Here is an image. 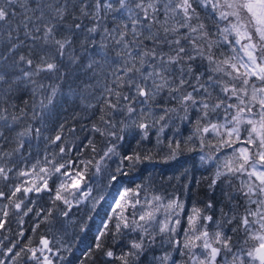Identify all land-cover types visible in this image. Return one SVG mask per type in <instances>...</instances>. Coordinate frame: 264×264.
Wrapping results in <instances>:
<instances>
[{
    "label": "snow or ice",
    "instance_id": "1",
    "mask_svg": "<svg viewBox=\"0 0 264 264\" xmlns=\"http://www.w3.org/2000/svg\"><path fill=\"white\" fill-rule=\"evenodd\" d=\"M66 84L81 111L45 135ZM197 146L214 164L195 181L207 198L188 208V169L170 193L123 189L81 264H264V0H0V264H57L71 248L47 233L92 198V177ZM30 214L47 233L12 239L9 216L23 238Z\"/></svg>",
    "mask_w": 264,
    "mask_h": 264
},
{
    "label": "trees",
    "instance_id": "2",
    "mask_svg": "<svg viewBox=\"0 0 264 264\" xmlns=\"http://www.w3.org/2000/svg\"><path fill=\"white\" fill-rule=\"evenodd\" d=\"M67 87L68 85L66 84L65 95L58 99L56 106L52 110V116L48 120L50 131L46 132L45 135H54L55 128L59 123L63 122L65 117H69L74 111H81L79 101L71 98L67 94ZM73 87H75V85H73ZM80 123H88V121L82 120ZM189 127L183 128V134L185 136L189 134ZM77 128H79V125H77ZM168 134L171 135V133ZM75 135L83 136L85 133L77 131ZM97 140H99L98 137ZM135 141L136 138L129 135L123 143L121 152L124 154L130 153L132 149L136 147ZM45 145L46 141L42 138L38 141H32V158L29 161L30 163L38 156H43ZM52 150L51 148L48 149L50 152ZM27 151L28 148L26 146L25 154H27ZM202 154L198 146L196 151L185 152L183 155L173 160L165 161L163 159L165 153H160L159 155L154 154L153 159L140 163L135 170L127 167L123 168L121 173L116 174L117 179L115 181H109L107 172L94 176L89 181L93 187L92 198L83 200L79 205H74L68 218L58 217L57 214V219L51 226L53 230L52 233H47L49 225L42 224L41 227L37 229L36 233L33 234L31 227L35 221L32 218V214H30L28 217L24 218L25 224L23 227L25 229V237L23 238H17L15 236L20 226H18L16 217L10 215L8 227L12 229V233L9 235L12 239H20L22 243H27V237L32 236L34 244L38 242L40 235L46 233L50 238L53 234L57 237H63L64 242L71 248V251L69 252L62 249L59 255L63 257V260H57V264H81V261H86L85 253H87L90 248H93L95 237L103 228L104 222L107 221L108 217L112 214V209L114 208L112 204L115 203V200L119 197V193L123 189H135L136 185L140 184L145 186L149 192L170 193L173 191L174 186H177L175 178L185 169H188V173L192 177V183L189 185L192 191L184 197L189 201L188 208L191 207V201L196 200L197 196L206 199L205 189L207 181L201 185L199 190L197 189L195 181L199 180L201 177H209L214 170V164L202 163L199 159ZM109 164L111 167L108 171H113L117 166V158H113V161H110ZM12 182L14 181H9L8 183ZM49 183L50 187H55L52 181ZM0 187L8 191L5 184L0 183ZM143 195L144 193H141V196ZM101 196H103V199H99ZM216 197L219 199V190H217ZM32 199L37 200V208H47L51 206L48 195L45 193H41L39 196L33 194ZM94 199L98 201L95 204ZM186 214L187 213H185V218ZM81 228H83V231H81ZM2 234L6 233H0V235ZM5 243L7 244V242ZM111 243V238L109 237V246H111ZM156 254L158 255L159 252ZM151 256L152 253H149L144 257L142 264H149ZM96 264H104V258L97 255ZM113 264H115V262H113Z\"/></svg>",
    "mask_w": 264,
    "mask_h": 264
},
{
    "label": "rangeland",
    "instance_id": "3",
    "mask_svg": "<svg viewBox=\"0 0 264 264\" xmlns=\"http://www.w3.org/2000/svg\"><path fill=\"white\" fill-rule=\"evenodd\" d=\"M123 191V190H122ZM115 207V203L112 204ZM182 224L186 227V218L184 220H182Z\"/></svg>",
    "mask_w": 264,
    "mask_h": 264
},
{
    "label": "bare ground",
    "instance_id": "4",
    "mask_svg": "<svg viewBox=\"0 0 264 264\" xmlns=\"http://www.w3.org/2000/svg\"><path fill=\"white\" fill-rule=\"evenodd\" d=\"M105 188V187H104Z\"/></svg>",
    "mask_w": 264,
    "mask_h": 264
}]
</instances>
